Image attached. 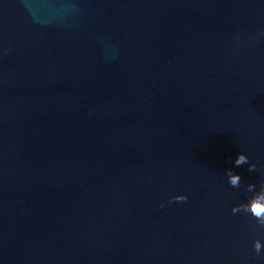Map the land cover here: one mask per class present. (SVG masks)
Segmentation results:
<instances>
[{"label": "water", "instance_id": "1", "mask_svg": "<svg viewBox=\"0 0 264 264\" xmlns=\"http://www.w3.org/2000/svg\"><path fill=\"white\" fill-rule=\"evenodd\" d=\"M261 182L264 0H1L0 264H264Z\"/></svg>", "mask_w": 264, "mask_h": 264}, {"label": "clouds", "instance_id": "2", "mask_svg": "<svg viewBox=\"0 0 264 264\" xmlns=\"http://www.w3.org/2000/svg\"><path fill=\"white\" fill-rule=\"evenodd\" d=\"M248 162V157L241 153H238L234 163L235 165L239 166L241 164H245ZM255 164H249L248 170L253 171L255 170ZM227 176L229 179V182L232 186L238 187L241 177L239 174L233 173L231 169L227 170ZM248 190L251 191L254 188V185L252 183L248 184ZM261 188L264 190V182H261ZM175 201L184 202L187 200V197L185 195H176L172 198ZM239 210H243L245 212L250 211L253 216L258 218L259 222L261 224H264V195L257 194L256 196L252 197L248 203L245 204H239L232 208V212L235 213ZM254 247L257 252L261 249V243L259 240H256L254 242Z\"/></svg>", "mask_w": 264, "mask_h": 264}]
</instances>
